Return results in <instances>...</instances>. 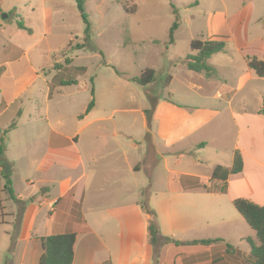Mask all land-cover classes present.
<instances>
[{"label":"crops","instance_id":"obj_1","mask_svg":"<svg viewBox=\"0 0 264 264\" xmlns=\"http://www.w3.org/2000/svg\"><path fill=\"white\" fill-rule=\"evenodd\" d=\"M2 3L3 167L9 164L13 193L25 203L8 264H39L41 239L70 233L72 264H253L246 240L257 244L256 235L232 201L264 207V77L248 66L251 59L264 61V17L255 16L254 5L243 4L230 16L226 9L207 13L205 40L226 41L225 51L208 60L216 75L189 71L181 61L168 64L164 90L171 93L154 102L149 118L145 95L147 106L136 110L143 133L138 138L113 118L130 109L117 110L95 95L73 111L61 105L76 96L87 68L75 67L82 73L70 80L54 69L60 60L50 62L53 49L46 42L56 14L46 0H28V18L36 14L39 21L33 28L21 19L25 29L3 23L17 9ZM253 16L259 23L250 26ZM177 77L180 93L173 86ZM8 152L12 162L4 158ZM235 152L241 173L224 182L212 179L215 167H232ZM3 184L1 205L3 197L8 200ZM143 191L161 237L171 241L156 258L149 216L139 205ZM202 241L212 243L193 244Z\"/></svg>","mask_w":264,"mask_h":264},{"label":"rangeland","instance_id":"obj_2","mask_svg":"<svg viewBox=\"0 0 264 264\" xmlns=\"http://www.w3.org/2000/svg\"><path fill=\"white\" fill-rule=\"evenodd\" d=\"M2 1V8L17 9L16 14L14 11L9 14L12 20L5 21L4 24L11 23L13 25L17 22L23 25V29H25L24 23L30 27L34 26L33 28L37 27L39 21L37 15L28 18V0ZM35 1L37 2V0ZM80 1L90 24V40L88 42L84 40L85 26L77 9L76 0H46V5L51 6L56 14L52 19L51 34L47 36L46 42L53 49L49 56L50 62L60 60L54 69L61 71L59 73L61 79L70 80L80 78L78 74L82 73L75 67L84 66L87 68L76 96L69 98L70 102L68 101L67 104L64 99H61V105L68 106V111H73L74 107L75 110L78 109L85 102L87 96L90 97L93 88L98 101L109 102L117 110H131L126 114H123V111H118L113 115V118L117 122H125L133 134H138V136L136 135L138 138L140 137L139 132L143 133L140 129V116L136 110L147 106L145 95H149L154 101H157L159 97L167 98L168 93H171L164 90L167 80L164 70L168 64L178 65L179 61L191 54L189 47L191 40L207 38V35L203 33L207 29V13H222L226 9L230 16L237 12L243 4L251 2L255 7V16L264 17V0ZM132 4L136 7L135 12L127 13L126 9L130 8ZM174 10H176L178 18V28L173 32L172 44L169 45V30L176 22ZM3 14L7 15L6 12ZM256 20L253 16L250 26L257 25L259 22ZM20 44L25 46L22 45L24 41H21ZM80 46H84V48L77 49ZM39 49L44 51L45 43ZM33 53L34 51L30 54L31 57ZM219 57L223 56L215 57L213 62ZM71 62L73 67L70 66ZM145 69H152L155 72V77L153 83L141 87L133 82V79L139 78ZM179 78L181 79V77ZM179 78L177 77L173 82L174 90L178 91L176 93L182 91L178 83ZM85 83L87 92L84 88ZM150 107L147 109L149 114L153 109V106ZM5 144L3 139V155ZM4 158H7L8 162H12L13 159L10 152L6 153ZM17 166L22 168L24 165L18 161ZM1 181L4 180L0 177V185ZM23 186V183L17 185V190L22 189ZM144 198L146 199V197ZM2 199L4 201L0 208V264H8L22 213L20 206L13 204L9 199L5 201V197ZM162 244L164 243L159 242L154 248L155 258L159 254Z\"/></svg>","mask_w":264,"mask_h":264},{"label":"trees","instance_id":"obj_3","mask_svg":"<svg viewBox=\"0 0 264 264\" xmlns=\"http://www.w3.org/2000/svg\"><path fill=\"white\" fill-rule=\"evenodd\" d=\"M77 9L80 13L81 19L85 26L84 37L85 41L90 40V24L87 19V15L84 12L83 4L80 0H76ZM127 13H134L136 10L135 5H131L130 8L126 9ZM176 16V22H174L169 30L170 41L169 45L172 44L173 32L178 28V18L176 10L173 11ZM20 29H23V25L17 23ZM86 45V44H85ZM191 54L187 55L182 61V65L189 71L196 73H204L207 77H214L216 75L215 70L208 64V60L216 54L223 53L225 51V42L217 40H192L190 42ZM84 46H80L77 49H83ZM248 66L251 70L255 72L258 77H264V61L257 59H251L248 62ZM155 77V72L152 69H145L139 78H134L133 82L137 83L141 87H146L153 83ZM170 78L167 77L166 85L169 83ZM74 82H64L62 86L72 84ZM93 91L91 96L93 98ZM148 101L150 106L154 105V100L148 95ZM94 105L93 99L89 102L87 107V112L91 110ZM147 117H150L149 112H147ZM15 128V122H13L6 130H4L3 135ZM0 145V177L3 178L4 184L2 187V192L8 196V199L13 202V204L20 206L21 213L24 210L25 203L18 201L11 188V181L9 180V175L4 174L3 169V138H1ZM242 171V158L238 152H235L233 158V164L230 169L217 166L212 172V179L226 181L229 175L239 174ZM147 196V192H142V198L139 202L141 209L149 216L148 222V235L149 243L156 248L159 242L164 244L168 243L170 240L168 238L161 237L159 233V227L156 219L155 213L148 207L147 202L144 197ZM232 205L245 221V223L255 232L257 244L253 241L247 239L246 242L250 246V258L253 264H264V207L258 206L246 199H234ZM2 207L0 203V208ZM20 223V221H19ZM75 242V234H64L57 236H49L41 239V245L43 253L39 259V264H72L73 262V245ZM211 241L193 242V244H210ZM229 248V247H228Z\"/></svg>","mask_w":264,"mask_h":264},{"label":"water","instance_id":"obj_4","mask_svg":"<svg viewBox=\"0 0 264 264\" xmlns=\"http://www.w3.org/2000/svg\"><path fill=\"white\" fill-rule=\"evenodd\" d=\"M0 18H1L2 20H4V19L7 18V15H5V14H1ZM3 169H4V174H5V175H10L11 170H10V166H9L7 163L4 164Z\"/></svg>","mask_w":264,"mask_h":264}]
</instances>
